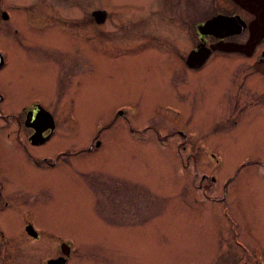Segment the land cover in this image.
Returning a JSON list of instances; mask_svg holds the SVG:
<instances>
[{"label":"rangeland","instance_id":"rangeland-1","mask_svg":"<svg viewBox=\"0 0 264 264\" xmlns=\"http://www.w3.org/2000/svg\"><path fill=\"white\" fill-rule=\"evenodd\" d=\"M30 1L0 0V6L8 11L7 23L0 21V50L5 57V67L0 70V179L6 186L9 209H29L36 225L61 234L65 242L74 241L80 247L81 264H91L95 252L111 264H156L158 259L160 264H252L234 245L235 238L249 245V253L259 255L257 262L264 264V164L248 160H264V148L259 150L264 146L260 137L264 119L250 126L256 136L229 137L231 123L219 125L221 112L213 103L202 105L206 95L210 102L220 100L231 79L249 80L243 84L245 91L257 78L251 74L254 70L246 73L252 61H211L204 75H194L185 88L188 96H182L179 88L184 87L176 81L178 71L165 64L174 60L164 55L158 58L142 38L136 40L142 31L139 21L146 0H48L53 7L46 6L44 0L34 3L39 15L43 11L67 18L82 14L87 28L90 17L85 15L105 9L112 17L106 32L93 36L71 30L82 21H60L57 31L56 26L42 27L43 32L37 35L23 22L32 12ZM111 13L117 14L118 23L111 22ZM30 24L32 30L41 31L42 22ZM118 32H130L123 37L129 47L110 34ZM247 89L261 96L255 86ZM225 102L220 100V107ZM33 105L53 114L59 127L57 136L40 148L54 154L59 150V157L55 156L58 153L51 157L59 159L54 170L25 159L34 158L29 153L25 125V115ZM116 107L122 109L127 124L119 117L112 126L118 116ZM119 126H125L130 134ZM176 127L201 137L196 138L199 146L211 153L219 166L200 164L205 155L197 150L196 139L183 146ZM103 129L102 148L83 153L94 147L99 139L95 136ZM160 136L164 146L158 143ZM176 149L182 165L176 160ZM202 174L215 178V190L200 189ZM137 178L146 182L145 186L137 182L130 190L123 182L110 184V179L132 184ZM18 188L19 201L12 198ZM0 223L19 224V215L0 214ZM98 225L103 227V236L97 235ZM96 237L107 243L114 240V244H109L110 248L100 242L99 248L95 247ZM45 254L53 256L55 249L49 248Z\"/></svg>","mask_w":264,"mask_h":264},{"label":"flooded vegetation","instance_id":"flooded-vegetation-1","mask_svg":"<svg viewBox=\"0 0 264 264\" xmlns=\"http://www.w3.org/2000/svg\"><path fill=\"white\" fill-rule=\"evenodd\" d=\"M38 1L39 0H31L28 3V5L33 3L32 12L28 16H25V21L23 20V22L29 27L30 31L37 32V35L43 32L44 29H42V27H47V29H49V27L51 26H56L55 30L57 31V23L60 21H82L81 24H75L78 26H75L76 28H73L71 30L85 34L89 33L91 36L98 35L99 33L106 32L107 21L109 20V18H112L110 17V12L108 13L105 9H96L94 12H92V14L85 15L88 18L90 17L89 23L91 24V26L87 28L85 26V24H87V20H85L84 15L82 14L79 16H70V18H67V16L63 17L61 15L55 14L48 16V14L43 11L39 15V8L36 4H34ZM260 1L261 0H146L144 4L145 9H142L143 13L139 21V28L142 27V31L140 33L139 30L140 35L136 38V40L142 38L144 46L149 50L157 53L158 58H161V55H164L169 60H174V62L165 64H172L174 66V70L176 69L178 71V78L176 79V81L179 83V86L184 87V89L179 88L180 92H183V94H181L182 96H188L185 93V88L190 86L193 81L194 75H204L211 61H215L218 59L226 60L231 58H241L252 61L250 64H248L249 66L246 65V73L249 71V69L254 70L251 72V74L253 76H256L257 78L256 80H253L251 84L246 86L245 91L243 90V84L245 82L248 83L249 80L239 79L238 81L236 79H231L228 81V84L225 83L224 85V94L220 99L226 101L223 107H220L219 105L220 100L213 99V101L215 102L214 103L210 102L211 99L207 100V95L203 97L202 105L205 102L213 103L217 111L219 110L221 112L220 120L222 118V121H220L219 125L222 126L231 123L232 128L229 130V132L231 133L228 135L229 137H231L232 135H234L236 138H249L252 136H256V133H254L253 129H250V126L257 123L258 119H264V38L254 48L251 55H245L237 52L227 53L219 51L218 49H213V46L221 44L244 45L250 37V24L256 21L258 18L257 12H259ZM43 2L46 3V6H52L50 1L48 0H44ZM77 6H79L78 2ZM18 7H20V5H18ZM7 15L8 11L0 6V21L7 23ZM111 16H113V20H111V22L113 24L118 23L115 21V17H117V14L111 13ZM32 21L35 23H43L42 26H40L41 31L31 29L32 26L30 22ZM53 22H55L54 25H52ZM130 22L135 23L136 21ZM64 27L67 28L66 25H64ZM128 33L130 34V32H125L124 34H121L119 32L110 34L123 42V44H125L126 46V42L123 40V37H125ZM129 46L130 45L126 47ZM1 50L0 70L4 69L5 67V57ZM196 54H201L202 56L197 57ZM203 56H206V59L204 61H201V58ZM236 69L232 71V75L236 71ZM241 70L243 71V68H240L239 75L242 73ZM72 81L78 83L77 80ZM176 81L172 80L171 83L173 85H176ZM254 86L256 89L261 91V96H256L257 91L247 89V87ZM216 92L218 93L219 91L217 90ZM0 101H3V98L1 96ZM121 110L122 109L119 107H116V109L114 110L115 115L118 116L116 117V119H114V124L112 126L115 125V122L119 119V117L124 118L123 111ZM50 115L53 118V122H51L49 118L44 116V114L39 112L38 106L36 105L30 107V110L25 115V125H28L27 130H29L27 140L28 144L31 147L29 153L32 157H34L25 159H28L29 162L33 163L37 167H43L42 169L54 170L60 165H58L59 159H52L51 157L52 155L58 153L59 150L56 151L55 154L42 152L40 150V148L47 146L58 134L59 127L57 126V122H55V117L53 114ZM124 119L126 120L127 124V118ZM119 128L123 131H127L130 134L125 126H119ZM108 130H110V128ZM105 131L103 129L101 133H98L95 138L99 139L94 142V147H89L83 153L89 154L91 152L94 153V151L96 150H100L102 148L100 136L104 134ZM176 135L184 141L183 146L189 144V142L193 143L192 140L196 139L198 136H196L193 131L189 132L185 128L183 130H180L179 127H176ZM260 137L264 138V132L260 134ZM34 138L36 139L37 143L34 142ZM199 138L196 139L194 143L197 144V150H200L201 153L203 152L202 155H205V158H201L199 160L200 164L213 168L219 166L218 160L213 155H211V153H208L207 150L205 151L201 146H199ZM158 139V143L164 146L165 144L161 141V136ZM204 140L205 139H203V141ZM262 147L264 148V146H261L259 149L260 151L263 149ZM174 148L176 147L174 146ZM32 150L35 155L31 152ZM21 151L23 152V150ZM175 151H177V149ZM175 153L176 160L178 162H181L182 165L183 162L180 153L178 151ZM59 154L60 153L55 156L59 157ZM190 159L191 158L187 160L188 163L191 162ZM248 160L253 161L256 164H264V160L262 158ZM52 161L54 164H44ZM237 161L245 163L246 159H238ZM0 174H3V167L1 163ZM115 177L119 176L115 175ZM110 180V184L114 183L115 181L119 184L123 182L122 185L130 190L137 182L141 183L143 186H145L146 184V182H142V179L140 178L132 181V184L131 181H121L115 179ZM191 182L193 189H195V186L193 184L194 180H192ZM199 182H201V190H203L205 187L207 189H216L215 187L217 182L211 175L202 174V181ZM110 186L112 187V185ZM119 187L121 189V185ZM4 188H6L4 181L0 179V214L13 212L18 213L20 223H13L8 225L0 223V264L82 263V261L79 259L80 247L76 245L74 241H72L71 239H67V242H65L64 240H62L63 237L61 234L58 235L57 233H52L45 230L43 226L36 225V222L31 214L32 212L29 209H23L18 206H14V209H9V201L5 198L6 196H4ZM149 190L152 193L151 188H149ZM121 193L125 195L122 190ZM20 194L21 192H19L18 188V191L12 194V198L19 201V198L17 196H19ZM138 194L142 195L143 193ZM83 201L86 205L87 203L85 201V198H83ZM220 201L224 200H222L221 198ZM109 207L112 208L111 206ZM109 214L114 215V212L110 211ZM144 221L143 223H148V221ZM101 224L104 226L102 219ZM14 226L16 227V229L14 231H11V228H13ZM98 227L100 229L97 232V235L103 236V227L100 225H98ZM97 237L94 240L95 247L97 246L99 248L100 242L108 244L110 248V245L114 244V240H110L107 243V241H102ZM235 239L236 242L234 243V245L237 248L241 249L240 251L242 252L244 259L247 262H251L252 264H260L257 262L259 260V255L249 253L251 252L250 246L242 244V242H240L238 238ZM40 242L42 243L39 244ZM49 248L55 249V255L47 256L45 254V251ZM255 250L256 247L255 249L252 247V251L254 252ZM34 253L39 254V256L36 258ZM92 256H94V259L91 264H111V260L107 261L104 258L99 257L101 256L99 252H95V254L93 253ZM220 257V255L217 256V258L219 259ZM160 262L161 260L158 259L156 264H160ZM176 264L199 263L177 262Z\"/></svg>","mask_w":264,"mask_h":264},{"label":"water","instance_id":"water-1","mask_svg":"<svg viewBox=\"0 0 264 264\" xmlns=\"http://www.w3.org/2000/svg\"><path fill=\"white\" fill-rule=\"evenodd\" d=\"M258 18L256 21L250 24V37L248 41L244 45H236V44H221L213 46V49H218L219 51L227 52V53H242L245 55H251L254 48L262 41L264 38V0L260 1L259 4V12H257ZM197 57H201V54H196ZM201 61H204L206 59V56H203L201 58ZM194 61V57H193ZM196 61V60H195ZM39 112L44 114L47 118L53 122L52 116L45 111L43 112L42 109H39ZM36 126V125H32ZM34 142H36V139L34 138ZM39 143V142H38Z\"/></svg>","mask_w":264,"mask_h":264}]
</instances>
